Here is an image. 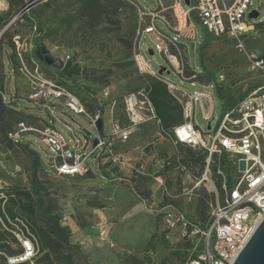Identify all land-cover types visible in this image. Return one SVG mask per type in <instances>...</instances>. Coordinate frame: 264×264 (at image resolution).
I'll list each match as a JSON object with an SVG mask.
<instances>
[{
	"label": "rangeland",
	"instance_id": "rangeland-1",
	"mask_svg": "<svg viewBox=\"0 0 264 264\" xmlns=\"http://www.w3.org/2000/svg\"><path fill=\"white\" fill-rule=\"evenodd\" d=\"M175 1L103 0L101 14L90 18L80 17L75 0H0V14L4 17L0 26V88L6 97L14 99L11 108L19 112L22 120H28L29 114L34 116L32 122L37 118L52 121L48 112L52 109L74 124L81 137L84 127L96 132L85 116L72 114L66 106L31 99L27 73L34 72L37 63L38 71L49 79L62 81L82 98L88 111H93L91 93L98 94L103 89L111 95L131 92L143 87L151 77L135 65L133 54L139 49L149 66L157 72L162 68L161 75L180 90L211 95L214 118L210 123L214 129L225 107L213 81L232 98L264 87V70L253 68L250 59L253 54L264 58V22H257L264 18V0H251V8L257 7L259 14L249 19L257 23L243 36L241 46L234 39L206 32L194 13H189L194 37L183 34L188 30L180 33L172 7ZM177 1L182 7H188L184 0ZM152 21L164 33L179 67L156 48V43L166 44L161 36L155 31L143 32ZM39 26L46 29L43 38L39 35ZM205 32V45L199 47ZM8 40L15 43V49L9 46ZM42 45L63 62L74 58L81 72L72 79L60 77L58 65L47 64L36 56V50ZM192 68L196 77L188 79ZM192 118L196 128L208 131V121L203 118L199 102L194 103ZM102 129L104 133L110 129L108 104L103 109ZM134 133L125 145L131 144V148L142 145L140 152L138 149L132 152L133 156L141 155L139 162L128 163L118 145L125 164L112 175L101 176L90 163L91 174L62 176L48 170L46 149L37 135H25L15 144L0 132V191L12 194L14 187L29 189L31 162L36 151L39 176L48 198L54 200L61 224L71 229L70 243L61 252L71 255L72 264H181L201 248L202 239L199 235L190 238L184 235L177 221L171 225L176 220L174 214L167 209L158 210L157 204L168 198L179 204L180 213L193 221L198 199L204 197L208 201L213 197L210 182L196 184L205 165L197 174L198 163L189 159L188 147L164 136L156 124L143 130L137 128ZM213 167L212 178L221 196ZM238 168H244L243 160H239ZM223 170L230 179L236 174L227 163ZM6 209L21 215L9 197ZM191 238L196 247L191 245ZM148 240L151 243L147 250ZM7 242L18 252L19 247L13 240ZM55 264L67 263L55 260Z\"/></svg>",
	"mask_w": 264,
	"mask_h": 264
},
{
	"label": "built area",
	"instance_id": "built-area-1",
	"mask_svg": "<svg viewBox=\"0 0 264 264\" xmlns=\"http://www.w3.org/2000/svg\"><path fill=\"white\" fill-rule=\"evenodd\" d=\"M251 5V0H194V2L189 0L188 7L185 8L176 0L172 7L180 25L178 28L180 33L188 30V33L186 31L183 34L194 37L189 19V13H194L207 32L234 39L241 46L243 36L253 28V25L264 22V18L257 22L249 21L251 19L249 13L252 10L258 11L257 7L251 8ZM152 31L164 39V33L156 28L154 21L143 30L145 33ZM155 46L171 63L172 58L176 59L179 67L177 57L170 53L167 43L163 47L158 43ZM133 59L140 72L165 82L168 88L176 89L175 84L149 66L139 49L134 51ZM250 59L253 68L264 70L262 56L253 54ZM178 72L182 73V69H178ZM195 77L196 73L192 68L188 79ZM27 81L31 99L66 106L72 114L85 116L96 129V132H93L84 127L81 130L83 134L81 137L74 124L50 109L48 112L52 121H42L40 118L34 122L20 120L7 132V139L15 144L20 143L25 135H37L46 149L48 170L57 175L91 174L90 163L101 176L112 175L125 164L118 144L125 142L129 135L144 123L156 119L145 86L115 96L107 89L101 90L98 94H91L96 98L99 107L88 111L79 96L57 80L49 79L38 71L37 63L34 72L27 73ZM0 94L6 104L13 100L6 97L2 91ZM176 98L181 106L183 120L167 132V136L174 143L204 149L205 168L196 184L208 181L213 188V197L206 201L210 219L208 225L202 227L186 218L183 213H179L176 220L171 222V225L179 222L184 235L189 238L199 235L202 239L201 248L196 251V255L192 253L181 264H230L264 215V87L255 88L234 107L225 110L215 128L212 129L210 123V128L206 132L195 127L192 118L193 106L195 102H199L203 118L211 122L214 118L211 95L203 91H196L193 94L184 91L183 96L176 95ZM106 104L109 105L110 111V129L104 133L103 109ZM98 119L101 120L100 129L95 126ZM86 131L89 132L88 135ZM222 158L229 169L235 171L233 179L224 172L225 163H222ZM239 160L244 161L242 170L238 168ZM212 165L215 167L213 168L221 196L212 178ZM10 195L12 194L0 191V229L18 245L19 250L15 254L0 251L3 256L0 264H36V256L39 253L37 237L23 216L8 213L6 204ZM191 245L196 247L192 238Z\"/></svg>",
	"mask_w": 264,
	"mask_h": 264
},
{
	"label": "trees",
	"instance_id": "trees-1",
	"mask_svg": "<svg viewBox=\"0 0 264 264\" xmlns=\"http://www.w3.org/2000/svg\"><path fill=\"white\" fill-rule=\"evenodd\" d=\"M75 1L78 4V13L80 17L95 18L101 14L103 0ZM64 20L66 21L67 18H64ZM3 22L4 17L0 14V26L3 24ZM38 31L39 35H41L42 38L46 35V29L43 26H39ZM206 32L203 35V40L201 41L199 47H203L205 45ZM217 37L227 38L225 36ZM8 42L9 46L12 49H15V43L12 40H8ZM73 59L74 58L67 59L64 62V65L59 68L58 74L60 75V77H63L64 79H72L73 75L79 74L81 72L82 68L78 63L73 62ZM213 82L216 85L218 95L223 102L225 110L234 107L240 101V99L245 96L240 95L237 98H232L230 95H228L227 92H223V90L216 84L215 81ZM58 83L66 86L62 81H58ZM144 86L147 89L148 96L153 104L156 118L160 122L161 133H163V135H167V132H169V129L172 126V122L174 120L176 121L178 113L180 114V103L170 94L166 83L159 79L148 77ZM67 88L70 90L69 87ZM0 91H2L1 88ZM91 94L89 95V98L91 99L92 103H94L95 110L99 106L97 104L98 102L96 98L92 97ZM76 95L79 96L78 94ZM80 99L82 100L81 97ZM13 102L14 100H11L8 104H6L0 94V132L6 138L7 132L12 130L17 122L23 119L21 118L17 110L11 108L13 107ZM33 119H35L34 116L29 115V118L28 120L26 119V121L32 122ZM33 153L34 157L31 162L30 187L29 189L23 190L19 189L18 187H14L15 191L12 193V195L9 196L10 201H13L18 209H20L21 216H23L27 220L30 230L37 237L40 255L35 260L36 264H55V260H61L65 261L67 264H72L71 255L63 254L61 252L62 249H64V247L66 245H69L70 243L69 238L71 235V229L68 225L61 224V214L56 212V204L53 199L48 198L49 194L46 193V188L44 187L43 181L39 176V156L36 151H34ZM188 153L190 160L199 161V163H201V155L199 157H195V152L191 151L189 148ZM172 157L175 158V156ZM222 163H225V160L223 158ZM137 193L138 195H141L140 192ZM144 197L145 196H142V198ZM170 203L172 202L168 198L163 199L159 203L157 209H160L161 207ZM8 213L10 215L16 214L11 209H8ZM195 215L196 218L193 221L197 222L202 227H205L209 224L210 219L207 212L206 199L204 197H200L198 199L195 206ZM9 239L10 238L7 236V233L0 229V250L6 251L7 253L11 254L17 253V250H13L10 248L7 242L9 241ZM149 243H151V240H148L147 242V250L149 249ZM164 245H167V242L165 240ZM196 253L197 252L193 253V255H196ZM1 257V260H3V256Z\"/></svg>",
	"mask_w": 264,
	"mask_h": 264
},
{
	"label": "water",
	"instance_id": "water-1",
	"mask_svg": "<svg viewBox=\"0 0 264 264\" xmlns=\"http://www.w3.org/2000/svg\"><path fill=\"white\" fill-rule=\"evenodd\" d=\"M185 4H189V0H184ZM258 16V11L252 10L249 13L250 18H256ZM1 33V32H0ZM149 52L153 53L152 48H149ZM36 56L43 60L47 64H55L60 68L64 65V62L60 59L54 58L49 50L42 45L40 49L36 50ZM163 72L162 68H159L158 73ZM97 129L101 128V120L98 119L95 122ZM207 128H210V121L207 122ZM89 132L86 131V135ZM96 143V139L93 140V144ZM230 264H264V215L256 224L250 237L244 243L242 248L238 251L237 255L231 261Z\"/></svg>",
	"mask_w": 264,
	"mask_h": 264
},
{
	"label": "crops",
	"instance_id": "crops-1",
	"mask_svg": "<svg viewBox=\"0 0 264 264\" xmlns=\"http://www.w3.org/2000/svg\"><path fill=\"white\" fill-rule=\"evenodd\" d=\"M168 91L170 92V94L177 100V98H176V95H179V96H183L184 95V91L183 90H180L177 86H176V89H173V88H168ZM121 94V93H120ZM113 95V94H112ZM115 95H119V94H115ZM115 95H113V96H115ZM14 100V99H13ZM16 102V101H15ZM30 115V114H29ZM182 120H183V117H182V111H180V114L178 113V115H177V118H176V121L174 120L173 122H172V126L170 127V129H169V131H171V129L174 127V126H176V125H178V124H180L181 122H182ZM156 121V122H155ZM155 124L157 125V127H158V129H159V132H161V128H160V122H159V120L156 118V119H152V120H150V121H148V122H146V123H144L143 125H141L140 127L142 128V130L146 127V126H148V125H152V126H155ZM15 127V126H14ZM139 127V128H140ZM132 135V136H131ZM134 135H135V133L134 134H130V136H129V138L123 143H119L118 145H120V149H121V151L122 152H124V155H125V157H126V159L128 160V163L129 162H131V163H133V164H135V163H137V162H139L141 159H142V157H141V155L139 154L138 156H133L132 155V152L134 151V150H136V149H138L139 150V152H140V150H141V146L142 145H140L139 144V146H138V148H135V147H132L131 148V144H127V145H125L126 143H128L129 142V140L131 139V138H133L134 137ZM164 136H166V135H164ZM157 139H159V138H157ZM181 145H185V146H187L191 151H194L195 153H194V155H195V157H199L200 155L202 156V159H201V163H199V161H196L197 163H198V170H197V174L200 172L201 173V170H202V168H203V166L205 165V151H204V149L203 148H200V147H197L199 150L197 151V150H194V148L195 147H191V146H189V145H186V144H183V143H180ZM119 149V148H118ZM120 151V150H119ZM121 151H120V153H121ZM201 153V154H200ZM122 154V153H121ZM202 162H203V165H202ZM195 177V176H194ZM171 202L172 203H170V204H167V205H165V206H163V207H161L160 209H167L168 210V213H170V212H172L174 215H173V219H176V217H177V214H179L180 213V209H181V207L179 206V204H177V203H173V201L171 200ZM158 205H159V203L157 204V207H158ZM160 209H158V210H160Z\"/></svg>",
	"mask_w": 264,
	"mask_h": 264
},
{
	"label": "bare ground",
	"instance_id": "bare-ground-1",
	"mask_svg": "<svg viewBox=\"0 0 264 264\" xmlns=\"http://www.w3.org/2000/svg\"><path fill=\"white\" fill-rule=\"evenodd\" d=\"M156 34H157V32H155ZM158 35V34H157ZM159 44V43H158ZM161 47H163L164 46V42L162 41V44H159ZM172 60H173V63H174V65H176L177 64V61H176V59H174V58H172Z\"/></svg>",
	"mask_w": 264,
	"mask_h": 264
}]
</instances>
